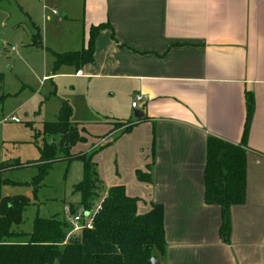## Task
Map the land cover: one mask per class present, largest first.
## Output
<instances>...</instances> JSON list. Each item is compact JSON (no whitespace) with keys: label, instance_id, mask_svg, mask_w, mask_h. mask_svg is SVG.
I'll return each instance as SVG.
<instances>
[{"label":"crops","instance_id":"0c3cea01","mask_svg":"<svg viewBox=\"0 0 264 264\" xmlns=\"http://www.w3.org/2000/svg\"><path fill=\"white\" fill-rule=\"evenodd\" d=\"M40 2L43 51H80L93 33V61L50 76L86 80L114 121L132 126L79 125L88 130L83 152L101 147L99 193L122 186L139 214L162 207L161 264H264V0ZM138 93L146 98L132 108ZM209 137L246 153L245 201L230 208L229 243L220 207L204 202Z\"/></svg>","mask_w":264,"mask_h":264},{"label":"trees","instance_id":"16d2710c","mask_svg":"<svg viewBox=\"0 0 264 264\" xmlns=\"http://www.w3.org/2000/svg\"><path fill=\"white\" fill-rule=\"evenodd\" d=\"M33 37L35 46H42L39 28H36ZM92 41L93 33L87 47L80 51L53 52V69L61 65H72L80 69L84 64L91 63ZM70 115V107L64 104L56 121L43 123L42 134L52 139L42 142L40 158L30 163L37 166L38 173L32 184L38 185L53 163H70L74 160L82 162L83 178L74 186V191L80 194V201L76 207L69 206L74 214L79 208L91 211L99 200L100 181L93 156L101 147H92L89 152H71L76 144L86 142L87 138L83 128L70 122ZM109 123L113 129L125 124L117 121ZM131 127H124L122 133L128 132ZM9 166L0 164V188L3 184L13 183L3 178ZM24 166L15 163L12 167ZM138 177L145 179L141 173H138ZM245 193L244 148L209 137L206 143L204 202L220 207L219 235L225 243L230 242V208L243 204ZM28 205L26 197H3L0 194V264H149L151 258L160 261L164 255L166 241L162 207L153 204L148 212L139 214L137 199L127 196L122 186H113L107 190L102 209L92 217L90 229L84 228L80 233L70 236V224L55 216H37L31 232L15 230L14 226L22 223V215Z\"/></svg>","mask_w":264,"mask_h":264},{"label":"rangeland","instance_id":"374dc122","mask_svg":"<svg viewBox=\"0 0 264 264\" xmlns=\"http://www.w3.org/2000/svg\"><path fill=\"white\" fill-rule=\"evenodd\" d=\"M40 1L0 0V164L10 165L3 178L13 182L3 184L0 194L28 199L22 223L14 226L15 230L25 233L32 231L37 216L64 219L65 207H76L80 201V194L74 191V186L83 178L80 160L57 161L38 185L32 184L38 169L30 162L40 158L42 142L52 139L42 134L43 123L56 121L64 104L71 109L70 122L79 128H82L79 125L92 127L117 120L103 102L94 100L93 87L86 80L50 76L53 74L52 50L43 51V46L36 47L33 43L37 25L42 30ZM27 7L36 25L31 24ZM12 116L20 122L12 121ZM86 132L84 128L83 134ZM87 150L88 144L78 143L71 152ZM15 163L25 166L14 168ZM99 195L100 200L102 195Z\"/></svg>","mask_w":264,"mask_h":264},{"label":"built area","instance_id":"2783aa9c","mask_svg":"<svg viewBox=\"0 0 264 264\" xmlns=\"http://www.w3.org/2000/svg\"><path fill=\"white\" fill-rule=\"evenodd\" d=\"M76 75L80 76L82 75L80 70L76 71ZM146 98V96L142 93H138L134 95V98L131 102V107L136 108L138 103L143 101ZM14 122H20L18 118L12 116L10 118ZM107 195V192L105 194H102L99 201H97L93 209L91 211H86L83 208L77 209V211L73 214L70 211V207H65V220L70 224L71 229L68 233V236L71 234H77L80 233L84 228L90 229L92 227V217L98 213L102 209V203ZM91 217V218H88Z\"/></svg>","mask_w":264,"mask_h":264},{"label":"water","instance_id":"95a60500","mask_svg":"<svg viewBox=\"0 0 264 264\" xmlns=\"http://www.w3.org/2000/svg\"><path fill=\"white\" fill-rule=\"evenodd\" d=\"M132 117L135 120H139L143 117V113L140 110H133ZM149 264H161L157 259L151 258Z\"/></svg>","mask_w":264,"mask_h":264}]
</instances>
